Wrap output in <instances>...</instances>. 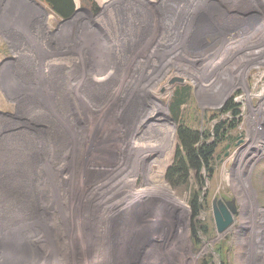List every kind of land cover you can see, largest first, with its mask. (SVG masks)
Listing matches in <instances>:
<instances>
[{"label":"rangeland","instance_id":"1","mask_svg":"<svg viewBox=\"0 0 264 264\" xmlns=\"http://www.w3.org/2000/svg\"><path fill=\"white\" fill-rule=\"evenodd\" d=\"M37 1L0 0V264H264V0ZM182 121L227 132L175 187Z\"/></svg>","mask_w":264,"mask_h":264},{"label":"trees","instance_id":"2","mask_svg":"<svg viewBox=\"0 0 264 264\" xmlns=\"http://www.w3.org/2000/svg\"><path fill=\"white\" fill-rule=\"evenodd\" d=\"M45 4H47L51 10L54 12L55 15H58L61 18L68 19L70 18L74 12H75V4L73 0H42ZM98 8L97 4L94 3L93 5ZM189 91L181 90L178 91L173 98V103L171 106L172 114L177 118L180 109L182 106V103L180 102V97H184L188 95ZM227 103L226 106H224L219 113L215 112V117H217L220 113H225L226 111H229L231 115L238 116L240 113L239 105L237 104H229ZM214 112H211V114ZM208 118V117H207ZM227 124L226 122H220L216 124V126L213 128L214 133L216 135L215 140L213 143L209 140V137L211 135L210 128H207L205 133L199 132L198 129H193L192 126L188 125L186 121L178 122V129H177V139H178V150L176 154V158L173 162V165L170 166V168L167 170L166 178L168 181H170L175 187L177 185H181L182 183H185L188 181L187 177V170L189 167L193 166L200 172L202 169H206L209 172H213L214 166H213V160L215 158V154L218 151L219 145L223 141L224 136L226 135V130L223 129L224 125ZM204 138L202 141L201 139ZM183 156V157H182ZM202 160V161H201ZM200 184L203 183V178L198 175V180ZM198 194L195 191H193V195L190 198V202L193 207V212L196 216L199 214V208L200 204H198L197 201ZM194 216L192 215L191 219L193 221ZM191 225L192 222H191ZM192 227V226H191ZM225 241H223L224 243ZM226 243V242H225ZM221 245V244H220ZM217 254L220 257L223 252V246L216 248ZM225 252H227L225 250ZM229 260L222 259L219 264H224ZM201 264H217L216 260H214V256L212 253L205 254L201 259Z\"/></svg>","mask_w":264,"mask_h":264},{"label":"water","instance_id":"3","mask_svg":"<svg viewBox=\"0 0 264 264\" xmlns=\"http://www.w3.org/2000/svg\"><path fill=\"white\" fill-rule=\"evenodd\" d=\"M220 208H221L222 214L226 218V221L222 220V215L217 209H215V216H216L217 225L219 227V231H223L225 227H227L231 223V216L226 211V208L222 204H220ZM232 209L234 211V208Z\"/></svg>","mask_w":264,"mask_h":264},{"label":"flooded vegetation","instance_id":"4","mask_svg":"<svg viewBox=\"0 0 264 264\" xmlns=\"http://www.w3.org/2000/svg\"><path fill=\"white\" fill-rule=\"evenodd\" d=\"M94 11H98V8L96 9V7H94L93 5H91L90 11H88L89 13H94Z\"/></svg>","mask_w":264,"mask_h":264},{"label":"crops","instance_id":"5","mask_svg":"<svg viewBox=\"0 0 264 264\" xmlns=\"http://www.w3.org/2000/svg\"><path fill=\"white\" fill-rule=\"evenodd\" d=\"M32 2H33V4L35 5V6H37L38 8H42V6L40 5V4H38V3H36L35 1H33V0H31ZM79 12H82L81 10L79 11Z\"/></svg>","mask_w":264,"mask_h":264},{"label":"bare ground","instance_id":"6","mask_svg":"<svg viewBox=\"0 0 264 264\" xmlns=\"http://www.w3.org/2000/svg\"><path fill=\"white\" fill-rule=\"evenodd\" d=\"M217 223V222H216Z\"/></svg>","mask_w":264,"mask_h":264}]
</instances>
